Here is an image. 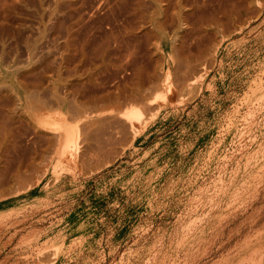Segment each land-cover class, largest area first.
I'll return each instance as SVG.
<instances>
[{
    "label": "rangeland",
    "instance_id": "374dc122",
    "mask_svg": "<svg viewBox=\"0 0 264 264\" xmlns=\"http://www.w3.org/2000/svg\"><path fill=\"white\" fill-rule=\"evenodd\" d=\"M251 257L264 0H0V264Z\"/></svg>",
    "mask_w": 264,
    "mask_h": 264
},
{
    "label": "bare ground",
    "instance_id": "6f19581e",
    "mask_svg": "<svg viewBox=\"0 0 264 264\" xmlns=\"http://www.w3.org/2000/svg\"><path fill=\"white\" fill-rule=\"evenodd\" d=\"M135 108H136V107H135ZM135 108L130 109V110H131V113H132V115H133V117H132V115H131V117H132V118H135V120H137L138 122H140V119L138 120V118L140 117L141 113H139L140 111L138 110V108H136V109H135ZM128 114H130L129 111H128ZM134 115H136V116L138 115V116L136 117V116H134ZM126 117H127V116H126ZM131 117H130V118H131ZM56 118H57V117H56ZM54 119H55V118H54ZM60 120H62V119H60ZM60 120L58 119V122L55 121L57 124H55V123L53 122V123L55 124V127H59L61 130H62V129H65V128H63L64 125H63L62 121H61V123L59 122ZM122 120H123V119H122ZM128 120H129V118H128ZM124 121H125V119H124ZM126 122H127V118H126ZM128 122H129V121H128ZM141 122H142L141 124H143V121H142V120H141ZM54 124H50V125H54ZM129 124H130V122H129ZM138 124H139V123H138ZM127 125H128V124H127ZM131 125H132V124H131ZM128 126H129V125H128ZM132 126H133V125H132ZM134 126H135V125H134ZM50 128H51V127H50ZM52 128H53V127H52ZM59 128H57V129H59ZM131 128H132V127H131ZM136 128H137V127H136ZM57 129L55 128V129H52V130H56V131H58ZM50 130H51V129H50ZM63 132H64V137H63V138H64V142H63V143H64V148H65V147H66V148H67V147L69 148V146H70V145H69V144H70L69 140H70L72 137L69 138V136H68L66 130H63ZM135 132H136V131H135ZM60 134H61V133H60ZM60 136H61V135H60ZM73 141H74V140H73ZM73 141H71V142H73ZM71 145H72V147H73V144H72V143H71ZM259 195H260V194H259ZM262 196H263V195H262ZM254 200H255V199H254ZM260 200H261V199H260ZM258 201H259V200H258ZM245 210H246V209H245ZM233 222H234V221H233ZM258 249H259V248H258ZM252 250H253V249H252ZM252 250H251V252H254V251H255V253H256L257 248H256V250H253V251H252ZM257 252H258V251H257ZM255 253H254V254H255ZM249 254H250V253H249ZM250 256H253V254L250 255ZM255 256H256V255H255ZM254 259H255V258H254ZM259 259H260V258H259ZM247 260H248V264H249V263L251 264V262L253 263V261H255L256 259L253 260L252 257H251V259L248 258ZM249 260H251V261H249ZM257 260H258V259H257ZM246 264H247V263H246ZM257 264H258V263H257Z\"/></svg>",
    "mask_w": 264,
    "mask_h": 264
}]
</instances>
